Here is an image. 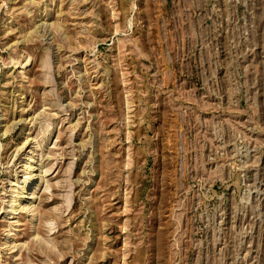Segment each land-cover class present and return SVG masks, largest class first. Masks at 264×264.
I'll return each instance as SVG.
<instances>
[{"label": "rangeland", "instance_id": "1", "mask_svg": "<svg viewBox=\"0 0 264 264\" xmlns=\"http://www.w3.org/2000/svg\"><path fill=\"white\" fill-rule=\"evenodd\" d=\"M0 264H264V0H0Z\"/></svg>", "mask_w": 264, "mask_h": 264}]
</instances>
